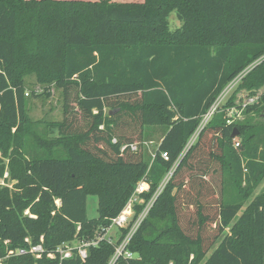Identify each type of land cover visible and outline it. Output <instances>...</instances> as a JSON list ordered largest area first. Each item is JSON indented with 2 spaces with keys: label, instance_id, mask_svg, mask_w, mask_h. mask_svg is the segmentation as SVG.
I'll list each match as a JSON object with an SVG mask.
<instances>
[{
  "label": "trees",
  "instance_id": "obj_1",
  "mask_svg": "<svg viewBox=\"0 0 264 264\" xmlns=\"http://www.w3.org/2000/svg\"><path fill=\"white\" fill-rule=\"evenodd\" d=\"M255 63L240 85L250 97L264 86V0H0V179L15 181L0 185V264H110L129 228L84 261L48 254L105 235L141 181L148 202L175 166L126 246L133 256L114 264H264V188L247 204L264 181V125L229 124L217 109L185 153ZM28 74L63 91V121L31 122ZM261 104L245 112L264 113ZM215 163L220 194L206 180ZM90 194L98 218L87 216ZM185 208L195 210L188 222Z\"/></svg>",
  "mask_w": 264,
  "mask_h": 264
},
{
  "label": "rangeland",
  "instance_id": "obj_2",
  "mask_svg": "<svg viewBox=\"0 0 264 264\" xmlns=\"http://www.w3.org/2000/svg\"><path fill=\"white\" fill-rule=\"evenodd\" d=\"M119 1H128V0H119ZM169 22H170V28L171 30H175L180 26V22L177 18L176 12L172 13L169 16ZM256 66V64L251 65L252 69ZM250 67V68H251ZM250 72V71H249ZM248 74V73H247ZM246 74V75H247ZM245 77V76H244ZM236 78L221 94L220 98L217 100V102L214 105V111L216 108L221 109L223 108L225 111L228 112V116L232 117V123H239L244 124L246 122H250V124H254L256 126L264 125V113L258 112V111H252L249 113H246L245 110L248 108V106H253L257 104L261 98L264 96V86L261 87L256 91V94L250 97L248 94V91L246 89H240V85L243 82V78ZM25 88H26V96H27V110L28 115L31 120V122L35 125L39 122H44L42 124H45L47 122H61L64 119V95L63 91L61 89H58L54 84H42L38 81L36 74H28L25 77ZM34 92L36 96H33ZM230 101L234 102V106L230 107L228 106ZM238 106V107H237ZM259 107H264V104L259 105ZM76 109V108H75ZM217 112V111H216ZM215 112V113H216ZM77 113V112H75ZM212 119V118H211ZM43 125L40 124L39 130H43ZM15 132V131H13ZM157 133V132H156ZM200 133V132H199ZM55 135L57 133L55 132ZM156 138L153 143L149 145H145V149L149 152H153L161 143L163 133L161 130L158 131L157 134H155ZM198 132L195 133V135L190 140L188 147L186 148L185 152L194 145L198 140ZM237 142H240L237 140ZM235 147L239 150V144L236 143ZM0 158H2V154L0 152ZM5 164H8L7 159H3ZM206 180H210L212 184L216 186V189L218 193H221V175H220V168L219 165L215 163L213 167H211V173L206 177ZM15 184V181H11L9 179V172L6 171L4 178L0 179V185L9 186L10 188ZM264 188V181L255 189L252 197L247 202L250 203L253 198L258 196L261 191ZM185 195L188 194L190 197L193 192L189 191L190 188L187 189ZM216 193V192H215ZM187 196V197H188ZM213 194H210L208 197V201L211 202L213 198ZM186 197V199H187ZM185 199V198H184ZM98 202L99 199L97 196L90 194L87 198V216L90 219L98 218ZM60 204V203H59ZM247 205L243 208V210L246 208ZM195 210L192 208H185L183 209V218L186 222H188L189 218H192L194 216ZM215 226L212 228L214 229ZM229 229L227 230V232ZM211 232V230H209ZM110 234V235H109ZM109 234L107 235V239H109L111 242H116L115 237V231L114 229L109 230ZM116 257L113 256L111 259L110 264L114 263V260Z\"/></svg>",
  "mask_w": 264,
  "mask_h": 264
},
{
  "label": "built area",
  "instance_id": "obj_3",
  "mask_svg": "<svg viewBox=\"0 0 264 264\" xmlns=\"http://www.w3.org/2000/svg\"><path fill=\"white\" fill-rule=\"evenodd\" d=\"M255 64H257V63H255ZM251 69H252V67L251 68L249 67L248 69H246L245 72H243L241 75H239V79L244 77ZM212 108L203 117L201 126H200L199 130L197 131L198 134L209 123V121L211 120V118L213 117V115L215 114V112L218 109V108H216L214 111L213 110L214 108L213 109ZM228 123L231 124L232 121L229 120ZM132 149L136 150V147L133 146ZM162 156L165 160L169 159V155L167 153H163ZM175 168H176V166L165 176V178L162 181L161 185L159 186L157 192L152 197V199L148 202H145V198L143 197V195L145 193L149 192L150 184L147 181H141L136 186V188H135L133 194L131 195L129 201L127 202V205L125 206V208L121 211V213L117 217L112 219L111 226L109 229L106 230L105 235H103V236L99 235L96 237V239L91 240V241H84V240L75 239V241H72L69 243H64L58 247L56 254H48V258L53 259L57 256V254H59L60 260L63 261V260L72 258L74 255V250H76L78 253V256L84 261V260H86V258L88 256V248L91 246H97L101 240L107 239L106 237L109 234V230L114 229L115 237H116L117 233L119 231H121L123 229H128V228H129L128 234L125 236L122 243L120 245H118V247L116 249V253L114 255V257H116V259L114 260V262L122 255H124L125 257H132L133 254L129 251H126V246L130 243L133 235L138 230V228L140 227V225L142 224L144 219L147 217V215H148L150 209L152 208V206H153L156 198L158 197V195L164 190L166 184L169 182V180L173 176ZM56 202L58 205H60L59 200ZM144 204H145L144 209L140 213H137L136 212L137 206H141ZM107 240L110 243H113L109 239H107ZM117 240H118V237H116V241ZM43 252H44V249H43L42 245L34 246L31 248V251H30V253H32L37 259L41 258ZM25 253H26V251L24 249H20L17 251V254H19V255H24ZM10 254H13V252H10Z\"/></svg>",
  "mask_w": 264,
  "mask_h": 264
},
{
  "label": "water",
  "instance_id": "obj_4",
  "mask_svg": "<svg viewBox=\"0 0 264 264\" xmlns=\"http://www.w3.org/2000/svg\"><path fill=\"white\" fill-rule=\"evenodd\" d=\"M264 116V115H263ZM238 136V133H234L233 135H232V137L233 138H236Z\"/></svg>",
  "mask_w": 264,
  "mask_h": 264
}]
</instances>
